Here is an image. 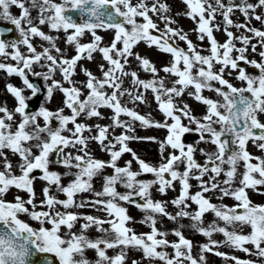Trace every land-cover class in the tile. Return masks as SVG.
Returning a JSON list of instances; mask_svg holds the SVG:
<instances>
[{"label":"snow or ice","instance_id":"snow-or-ice-1","mask_svg":"<svg viewBox=\"0 0 264 264\" xmlns=\"http://www.w3.org/2000/svg\"><path fill=\"white\" fill-rule=\"evenodd\" d=\"M182 3L199 44L166 0H0L18 33L0 37L12 97L0 102V264H264V202L249 194H264V0ZM141 42L167 62L136 51ZM133 140L156 143L158 160ZM187 229L206 237L195 253Z\"/></svg>","mask_w":264,"mask_h":264},{"label":"rangeland","instance_id":"rangeland-1","mask_svg":"<svg viewBox=\"0 0 264 264\" xmlns=\"http://www.w3.org/2000/svg\"><path fill=\"white\" fill-rule=\"evenodd\" d=\"M166 2L170 6L172 14L174 15V18L178 22V26L182 27L185 31H187L189 33V37L194 41V43L199 44L200 42L196 39V34L191 31V29L194 27L193 21L191 19H189V18H187V17L182 15V12H183L184 7H185L184 4L182 3V0H166ZM13 11L15 12L16 10L13 9ZM258 11H264V9H258ZM233 19H234V21H243L244 17H243V15L241 13L235 12L234 15H233ZM219 20H220V17L217 16V22H219ZM0 22L4 23L6 25L11 24L10 21H5L3 19H0ZM251 24L254 25V26H260V22L256 21L254 18L251 20ZM232 30L234 32L238 31L235 28H233ZM239 31H243V30H239ZM16 34L18 36V33H16ZM102 34L105 36L106 40H107L108 36L110 35L109 33H103V32H102ZM214 35L216 36V38L218 40H223L225 38V35H224V33L222 31H215ZM11 38L12 37H7L6 39H11ZM177 43H181V42L177 41ZM61 46H63V45L61 44ZM135 50L139 51L143 55H146L148 58H150L157 65H160V64H162L164 62H167V60H168V54L163 53L162 51L158 50L155 46L148 47V46L144 45L142 42L139 44V47L136 48ZM87 66L89 68H91L93 71H96L95 62H87ZM141 75H142V77H147L148 73H145V72H143L141 70ZM82 78H83L82 74L77 77V79H82ZM10 79L12 80V82L16 83L17 85L20 84V81H19L18 77L13 76ZM37 81L39 83L41 82L39 80H37ZM5 83H6V80L4 78V75L2 73H0V102L7 101L11 105L12 97L4 91ZM206 94H210V93H206ZM42 98L43 97H41V99ZM58 100H59V94L57 93L56 96L54 97V101L53 102L55 103ZM189 103L192 104L194 110H196V111L202 110V105H199L197 102L189 100ZM137 107L142 112H146V111L149 110L147 105L138 104ZM150 110L152 111V115L155 118H157V119H161L162 118V116L159 113V111L155 108V104L154 103L152 104ZM102 122H107V121H102ZM117 131H119V130H117ZM163 131L164 130L157 129L155 127H150V128L137 127V129H136V132L139 135L161 136L163 134ZM193 143H195V141ZM129 144L133 148V150H135L138 153V155H140L145 160L153 161V162L158 160V149H157L156 143L150 142V141L133 140V141H130ZM201 146H203V145H201ZM249 148H250L251 151H254V152L257 151L251 144L249 145ZM96 154L98 156H101V157H106V154L101 152V151H99V149L96 150ZM197 155H198V158H199V154H197ZM129 158H131L130 154L125 153L122 156L121 162L124 159H129ZM135 167H136V165H135V162H134L133 163V168L135 169ZM142 178H151V174H143ZM99 185H100V180L97 179L96 180V186L99 187ZM121 190H123V189H121ZM249 194H250L251 199L254 202H264V194L259 193V192H255V191H252V190L249 191ZM154 195H156V194L154 193ZM171 195L172 194L169 193L167 197H161V198L170 199ZM225 202H230V201L228 200V198H225ZM88 211H91V210H88ZM128 211H129V214L132 215L137 221V223L134 225V227H136L138 230H147V226L146 225H142V224L138 223L139 220L141 219L142 215H143L141 210L136 208L135 206L128 205ZM211 218H212V214L209 213L208 214V219L205 222L206 223L210 222ZM182 222L183 223H187L186 220L182 221ZM171 226H172L171 222H169V221H167L165 219L164 227L168 228V227H171ZM186 235H188L190 238L193 239V242H194L193 251H194V253H195V250H196L195 249V245L200 243V242H204L206 240V237H204L202 234L196 233V232H194L191 229H187L186 230ZM213 236H214V238H217V239H222L223 238L222 234H213ZM220 247H221V250L228 251L231 254H234V255H237V256H240V257H245L247 255V254L243 253L242 251H240L238 249H230V248H228L226 246H220ZM137 255H139V254L137 253ZM206 255L208 256L209 264H225L224 258H222V257L216 256L215 254H206ZM233 264H234V262H233Z\"/></svg>","mask_w":264,"mask_h":264}]
</instances>
